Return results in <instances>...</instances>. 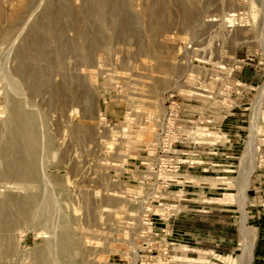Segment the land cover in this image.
I'll return each instance as SVG.
<instances>
[{
	"label": "rangeland",
	"instance_id": "rangeland-1",
	"mask_svg": "<svg viewBox=\"0 0 264 264\" xmlns=\"http://www.w3.org/2000/svg\"><path fill=\"white\" fill-rule=\"evenodd\" d=\"M226 86L255 105L241 139L216 133ZM171 91L214 123L192 167L139 182ZM14 110L38 175L0 174V264H264V0H0V151Z\"/></svg>",
	"mask_w": 264,
	"mask_h": 264
},
{
	"label": "built area",
	"instance_id": "built-area-1",
	"mask_svg": "<svg viewBox=\"0 0 264 264\" xmlns=\"http://www.w3.org/2000/svg\"><path fill=\"white\" fill-rule=\"evenodd\" d=\"M239 67L241 68L242 66L239 65ZM236 85L241 90L243 82L237 79ZM224 90L227 91L224 93L225 97L219 102H221L222 106L226 105L227 107H231L232 104L227 103L226 96L229 91H236L230 90V86H226ZM189 106L188 103L178 98L176 91H171L165 96L163 110L158 113L153 112L145 117V122L152 121L154 124V138L149 143V147L142 156L139 165H137V172L140 178L139 182L153 181L154 185L164 186V181L162 180L164 175L177 173L183 168L184 164L188 168L193 166L194 162L192 160L183 159L178 156L180 154L177 152H182V154L185 152L184 149L179 147L186 143L191 145V141L197 137L198 128L201 131V125L205 123L213 124L214 120H209L201 112L195 121L196 125H188L186 122L183 123L184 118L182 114L183 112L191 110ZM165 186L169 187V183L165 184ZM146 220H149V217ZM169 244L171 243L167 244L166 253Z\"/></svg>",
	"mask_w": 264,
	"mask_h": 264
},
{
	"label": "bare ground",
	"instance_id": "bare-ground-1",
	"mask_svg": "<svg viewBox=\"0 0 264 264\" xmlns=\"http://www.w3.org/2000/svg\"><path fill=\"white\" fill-rule=\"evenodd\" d=\"M32 115L33 114L28 115V114H26V113H24L22 111H15V110L12 111V113H11L12 117L10 119H12V123L15 126L14 127L10 126L5 131L7 133V138H6V142H4V144H3L4 146L1 148L0 153L1 154H8L10 152H14L16 157H18V158L21 157L22 158V159L20 158L22 161L21 160L20 161H16L17 158H14L16 160L12 164V166H9V167H7L5 169L0 170L1 177L3 176L2 175L3 173H9V174L14 175L13 176V178L15 177L14 179H16V177H19V178L21 177V179L22 178L26 179V178H30V177H32L34 175L35 176L38 175L37 174V150H38V147H39V138H38L37 124H36V120L34 118L35 116L32 117ZM20 142H22V143H20ZM21 144L23 146H21ZM21 147H22V149H21ZM20 151L22 152V155H24L23 157L21 155H19ZM14 159H13V161H14ZM245 180H246V186L245 187L248 188L249 180H250V174H247V176L245 177ZM10 199L12 200V198H10ZM9 202H10V200H9ZM28 202L31 203L30 200ZM7 203L8 202H6V204L4 206L8 205ZM0 208H1L0 209V226H1V223L9 224L11 222L10 219L9 218H4L5 215H6V212L4 210V207H3L2 203H0ZM9 213H10V211H9ZM10 215H12V214H10ZM10 218H11V216H10ZM4 219H5L6 222L3 221ZM67 237H68V235H66V238ZM67 240H70V239L67 238ZM67 240L65 241L64 237H63L62 241L67 242ZM67 244H68V247H69L70 244L69 243H67ZM64 246L66 247V243L64 244ZM70 247H71V245H70ZM66 249H67V247H66Z\"/></svg>",
	"mask_w": 264,
	"mask_h": 264
},
{
	"label": "crops",
	"instance_id": "crops-1",
	"mask_svg": "<svg viewBox=\"0 0 264 264\" xmlns=\"http://www.w3.org/2000/svg\"><path fill=\"white\" fill-rule=\"evenodd\" d=\"M252 73L253 74L251 76H253L255 74L257 75L256 72H252ZM248 86H249V88H252L253 90H255V87L253 86V84L251 85V83H250ZM245 92H247V91H245ZM248 93L251 94V92H248ZM253 93H252V95H253ZM244 94H243V97L245 96ZM243 97L238 96L237 97L238 101L235 102V103L233 102V105L231 107H227L226 114L219 115V116H222V117L220 118V120H218L219 122L218 121L215 122L217 124L216 126H217L218 131H216V133L218 134V136H221L224 133H225L224 135H226V133L230 132V131H235L234 134H230V135L228 134L229 137L230 138H234V139H241L242 138V134H243V131H242L243 127L245 128V126H243V124H245V122L248 123V131L250 133L252 117H253V114H254L253 111H254L255 105L253 106V104H252V106L250 105L249 107H246V108L243 107L242 104L245 102V101H243L244 100ZM241 98H243V99H241ZM248 109L250 111L245 112V110H248ZM186 114H188V113H185L184 115H186ZM206 116H207V118H209V114L208 113H207ZM216 116H217V114H216ZM202 129H203V127L201 128V133H203V131H205V133L208 134V131H207L208 127H204V129L203 130ZM217 164H219V163H217ZM255 182H256V179H255ZM254 188L256 189L257 186H255ZM254 194H256V193L254 192ZM175 264H182V263L175 262ZM183 264H193V263H183Z\"/></svg>",
	"mask_w": 264,
	"mask_h": 264
}]
</instances>
